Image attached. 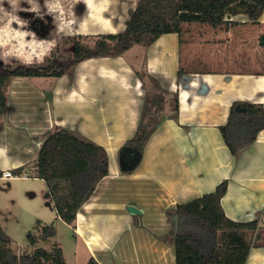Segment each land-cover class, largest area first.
Masks as SVG:
<instances>
[{
	"label": "crops",
	"instance_id": "obj_1",
	"mask_svg": "<svg viewBox=\"0 0 264 264\" xmlns=\"http://www.w3.org/2000/svg\"><path fill=\"white\" fill-rule=\"evenodd\" d=\"M137 1L76 0L73 32H121ZM229 19L240 23L229 29L184 23L181 36L167 33L147 47L136 44L121 55L83 59L59 78L36 77L48 83L42 90L27 86V77L12 78L9 111L0 126L1 172L30 165L54 125L108 152L109 173L74 224H67L86 264L90 257L100 264H175L176 205L215 190L223 180L226 215L258 220L263 227L262 245L251 247L247 264H264V128L237 156L220 130L234 102L264 105V10L257 21L246 14ZM144 68L166 90L168 111L140 163L123 173L118 154L140 121L145 85L136 71ZM172 96L178 100L176 118L169 109Z\"/></svg>",
	"mask_w": 264,
	"mask_h": 264
},
{
	"label": "trees",
	"instance_id": "obj_2",
	"mask_svg": "<svg viewBox=\"0 0 264 264\" xmlns=\"http://www.w3.org/2000/svg\"><path fill=\"white\" fill-rule=\"evenodd\" d=\"M263 10L264 0H138L123 31L93 35L96 38L93 45L81 41L91 35L75 34L70 68L53 62L0 70V126L9 111L8 88L13 77L59 78L73 72L75 65L83 59L121 55L136 44L147 47L167 33L181 36L184 23H207L229 29L240 23L229 19L231 15L246 14L257 21ZM260 41L264 45V34ZM136 74L145 85V98L137 130L119 150V165L123 173H131L137 167L147 141L163 120V116L157 115L161 109L158 103L160 96L151 93L160 82L145 68L137 70ZM237 104V101L232 104L227 122L220 125L223 138L234 156L264 128L263 104L245 102V111H237ZM172 109L176 118L177 97ZM27 167L25 165L16 170L24 171ZM31 167L37 177L45 180L57 217L73 225L81 206L94 193L99 181L109 173V155L105 147L77 131L54 125L47 132ZM226 189L227 181L223 180L215 190L176 205L173 237L175 264H247L251 247L262 245L259 240L263 227L258 220L234 221L226 215L221 205ZM43 229L44 239L55 234L53 224L44 225ZM35 243L36 239L31 237V244ZM0 264L67 263L62 249L56 245L51 249L38 247L27 254L15 253L11 248V238L0 223ZM87 264L100 263L90 257Z\"/></svg>",
	"mask_w": 264,
	"mask_h": 264
},
{
	"label": "rangeland",
	"instance_id": "obj_3",
	"mask_svg": "<svg viewBox=\"0 0 264 264\" xmlns=\"http://www.w3.org/2000/svg\"><path fill=\"white\" fill-rule=\"evenodd\" d=\"M77 11L76 0H0V70L53 62L70 68ZM35 20L44 23L43 30L33 25ZM95 40L93 35L81 39L89 45ZM127 56L134 60L133 52ZM38 79L27 78L26 85L42 90L41 85L48 83ZM151 93L160 96V117L168 111V94L161 84ZM174 99L170 97L172 111ZM27 166L24 171L13 170L11 178L2 177L0 171V223L11 238L12 250L27 254L38 247L51 249L56 245L67 264H86L84 250L75 244L72 229L57 217L45 180L33 173L31 164ZM48 224L54 225L55 234L44 239L43 226ZM31 237L36 239L35 244H31Z\"/></svg>",
	"mask_w": 264,
	"mask_h": 264
},
{
	"label": "water",
	"instance_id": "obj_4",
	"mask_svg": "<svg viewBox=\"0 0 264 264\" xmlns=\"http://www.w3.org/2000/svg\"><path fill=\"white\" fill-rule=\"evenodd\" d=\"M236 110L237 111H245L246 110V106L243 104V103H239L236 105ZM130 211H134V212H137V209L135 207H129L128 208Z\"/></svg>",
	"mask_w": 264,
	"mask_h": 264
},
{
	"label": "built area",
	"instance_id": "obj_5",
	"mask_svg": "<svg viewBox=\"0 0 264 264\" xmlns=\"http://www.w3.org/2000/svg\"><path fill=\"white\" fill-rule=\"evenodd\" d=\"M1 176L5 178H11L13 177V172L11 170H4Z\"/></svg>",
	"mask_w": 264,
	"mask_h": 264
},
{
	"label": "flooded vegetation",
	"instance_id": "obj_6",
	"mask_svg": "<svg viewBox=\"0 0 264 264\" xmlns=\"http://www.w3.org/2000/svg\"><path fill=\"white\" fill-rule=\"evenodd\" d=\"M33 25L35 26V27H37L38 29H41V30H43V28H44V23H42L41 21H39V20H35L34 21V23H33Z\"/></svg>",
	"mask_w": 264,
	"mask_h": 264
}]
</instances>
